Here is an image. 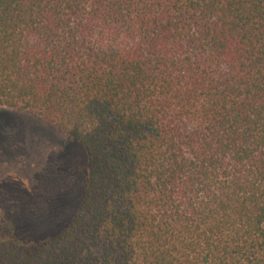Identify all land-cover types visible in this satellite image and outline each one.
I'll return each instance as SVG.
<instances>
[{
	"label": "trees",
	"instance_id": "trees-1",
	"mask_svg": "<svg viewBox=\"0 0 264 264\" xmlns=\"http://www.w3.org/2000/svg\"><path fill=\"white\" fill-rule=\"evenodd\" d=\"M79 141L52 238L0 208V264H264V0H0V107Z\"/></svg>",
	"mask_w": 264,
	"mask_h": 264
},
{
	"label": "rangeland",
	"instance_id": "rangeland-1",
	"mask_svg": "<svg viewBox=\"0 0 264 264\" xmlns=\"http://www.w3.org/2000/svg\"><path fill=\"white\" fill-rule=\"evenodd\" d=\"M84 147L39 115L0 107V208L21 242L59 234L83 197Z\"/></svg>",
	"mask_w": 264,
	"mask_h": 264
}]
</instances>
